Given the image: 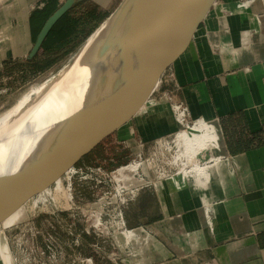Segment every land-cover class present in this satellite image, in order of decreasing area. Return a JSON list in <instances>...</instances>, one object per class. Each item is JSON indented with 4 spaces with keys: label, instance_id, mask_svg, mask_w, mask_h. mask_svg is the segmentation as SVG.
I'll use <instances>...</instances> for the list:
<instances>
[{
    "label": "crops",
    "instance_id": "crops-1",
    "mask_svg": "<svg viewBox=\"0 0 264 264\" xmlns=\"http://www.w3.org/2000/svg\"><path fill=\"white\" fill-rule=\"evenodd\" d=\"M65 1L0 5V28L12 12L17 22H9L0 59L11 49L28 54L31 15L45 7L56 11ZM88 1L103 10L109 0ZM150 100L119 130L128 147L145 153L157 139L171 140L180 128L171 108L177 103L186 107L188 123H213L219 136L213 153L223 158L209 165V220L190 185L165 181L155 192L160 216L142 217L131 237L119 239L133 252L122 264H264V0H216ZM208 135L204 144L213 139Z\"/></svg>",
    "mask_w": 264,
    "mask_h": 264
},
{
    "label": "rangeland",
    "instance_id": "rangeland-1",
    "mask_svg": "<svg viewBox=\"0 0 264 264\" xmlns=\"http://www.w3.org/2000/svg\"><path fill=\"white\" fill-rule=\"evenodd\" d=\"M5 1L0 0V5ZM121 2L109 0L100 10V16L87 21L70 17L68 27L57 33L50 31L37 56L43 57L45 53L66 47H71L72 51L48 68L41 69L37 65V56L28 60L29 51L25 54L24 50L11 49L8 56L1 58L0 117L14 109L25 96L34 99L38 91L72 61L87 37ZM43 3L47 4L45 0H38L37 6ZM10 21L17 26L13 12L8 23L0 28V42L7 38ZM43 24L38 26L37 35ZM37 35L32 32L30 42L35 41ZM122 139L118 130L75 165L76 174L64 175L47 192L32 198L0 225L1 264H85L84 258H91V264H114L104 253L118 256L122 263L124 259H131L132 247L128 243L123 246L119 241L125 237L123 227L115 224L109 226L107 232L97 225L98 220L116 223L118 219L117 213L104 205V191L108 188L104 184V174H110L136 157L133 148ZM151 152H143L144 157L148 158ZM159 216L160 208L152 190L142 192L123 210L128 230L137 227L142 217L154 219Z\"/></svg>",
    "mask_w": 264,
    "mask_h": 264
},
{
    "label": "bare ground",
    "instance_id": "bare-ground-1",
    "mask_svg": "<svg viewBox=\"0 0 264 264\" xmlns=\"http://www.w3.org/2000/svg\"><path fill=\"white\" fill-rule=\"evenodd\" d=\"M149 7L148 0H122L85 40L72 61L34 99L25 96L0 117V183L58 146L82 118L95 111L131 73L147 63ZM204 138H184L181 144L192 152L205 145ZM210 173L209 166L194 167L171 180L177 187L190 185L202 196L206 217L204 197ZM5 249L12 260L8 248Z\"/></svg>",
    "mask_w": 264,
    "mask_h": 264
},
{
    "label": "water",
    "instance_id": "water-1",
    "mask_svg": "<svg viewBox=\"0 0 264 264\" xmlns=\"http://www.w3.org/2000/svg\"><path fill=\"white\" fill-rule=\"evenodd\" d=\"M216 0H148L149 59L135 70L69 136L44 157L0 183V225L32 198L56 184L105 139L144 108L168 69L185 53ZM66 0L41 27L27 59L39 53L56 22L75 4Z\"/></svg>",
    "mask_w": 264,
    "mask_h": 264
},
{
    "label": "built area",
    "instance_id": "built-area-1",
    "mask_svg": "<svg viewBox=\"0 0 264 264\" xmlns=\"http://www.w3.org/2000/svg\"><path fill=\"white\" fill-rule=\"evenodd\" d=\"M147 102H151V100L149 99ZM171 108L174 118L180 126L171 140L157 139L150 150L152 152L148 158L144 157L141 147L134 148V146H131L136 157L130 163L120 166L110 174H104V184H107L106 187H108L104 191V205L111 207L118 216L116 223L113 221H104V223L101 220L97 221V225L100 228L103 227L104 231L108 232L107 228L109 226L120 224L123 227L124 236L129 238L133 231L125 227L123 210L135 201L142 192L146 190L158 192L165 181L173 180L194 167H207L217 160H222L223 156L216 157L213 153L219 139L213 123L203 119L188 123L186 107L176 103ZM204 133L213 138L207 141L204 146L192 152H187L182 146L181 142L184 138L201 137ZM76 173L77 171L73 167L65 175ZM104 256L114 264L122 263L118 256H110L106 253H104ZM82 261L85 264L92 263L91 258H84Z\"/></svg>",
    "mask_w": 264,
    "mask_h": 264
},
{
    "label": "trees",
    "instance_id": "trees-1",
    "mask_svg": "<svg viewBox=\"0 0 264 264\" xmlns=\"http://www.w3.org/2000/svg\"><path fill=\"white\" fill-rule=\"evenodd\" d=\"M54 11L50 7H45L42 10L35 11L30 17V23L33 25V33L37 35L38 26L42 25L46 19L53 13ZM101 11L99 7L91 2V1H82L76 3L68 12H66L53 26L51 33H57L62 31L64 28L68 27L70 17L79 18L83 20H89L95 16H100ZM108 17V16H105ZM88 38V37H87ZM71 47H66L61 50H53L51 52L45 53L43 57L37 56L35 59L38 60V66L41 69H45L50 67L51 65L60 61V59L66 54L71 52ZM42 63H45V66H41ZM112 166H115L116 163L111 162ZM118 164V163H117Z\"/></svg>",
    "mask_w": 264,
    "mask_h": 264
}]
</instances>
